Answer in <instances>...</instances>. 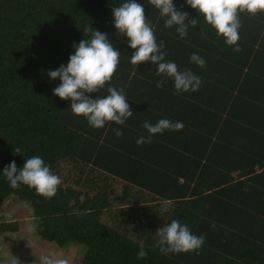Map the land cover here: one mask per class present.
Masks as SVG:
<instances>
[{"label": "trees", "instance_id": "16d2710c", "mask_svg": "<svg viewBox=\"0 0 264 264\" xmlns=\"http://www.w3.org/2000/svg\"><path fill=\"white\" fill-rule=\"evenodd\" d=\"M124 2L0 0V206L14 195L26 199L42 237L86 246L83 264H264V11L258 20L242 17L252 27L261 22L254 38L228 45L186 0L173 3L199 22L183 38L149 0H137L165 60L201 80L197 91L177 92L152 62L131 63L135 49L112 11ZM86 28L106 33L120 52L110 83L88 95L123 89L133 110L123 125L92 127L53 95L61 81L48 72L91 38ZM194 53L203 67L190 61ZM162 118L184 127L138 145L149 135L144 122ZM34 155L61 178L50 199L3 176L12 161L20 169ZM173 219L204 236L201 249L161 252L157 230ZM16 224L0 221V232ZM141 244L148 254L138 259Z\"/></svg>", "mask_w": 264, "mask_h": 264}, {"label": "clouds", "instance_id": "9594fccd", "mask_svg": "<svg viewBox=\"0 0 264 264\" xmlns=\"http://www.w3.org/2000/svg\"><path fill=\"white\" fill-rule=\"evenodd\" d=\"M155 6L162 17H165V27L178 26L176 28L180 37L187 35L189 24L195 27L197 19L188 20V13L176 9L173 0H149ZM193 9L203 14L207 23L212 25L218 35L225 38L228 45H236L239 40V28L241 27L238 13L247 11L255 14L264 11V0H186ZM114 25L117 31L127 37V43L135 49L131 55V63L138 65L144 62H152L156 66V75L163 74L174 80L177 92L197 91L201 80L190 70L183 72L178 70L175 62L166 61V53L162 51L165 44L157 42L154 29L150 26L145 16V9L137 0H126L118 7H113ZM90 39H81L74 44L75 53L70 55L67 65H60L56 70H50V79H59L61 83L53 90V95L63 100H70V108L76 115H83L89 125L102 128L107 122H115L123 125L133 115V110L127 103V97L123 89L109 86V95L105 97L91 98L88 94L96 93L106 83H110L117 66L120 63V52L109 41L106 33L94 29ZM237 50L238 47H237ZM190 61L203 67L205 60L197 54H192ZM163 80L156 86L162 87ZM143 127L149 133L148 137L141 136L137 144L150 143L153 135L163 133L165 130L180 131L184 125L181 121L173 122L162 118L154 125L145 121ZM115 135H123L122 131L115 130ZM19 152V149H16ZM3 176L6 177L12 188H18L21 184L34 188L36 192L45 198L55 196L61 178L50 170L42 157L34 155L25 160L22 168L18 169L15 161L4 168ZM34 225L29 230L34 229ZM215 227V224L212 225ZM161 252L180 253L198 251L204 244V236H197L191 232L187 224L173 219L169 224L157 230ZM143 244L137 258L147 256ZM41 264H68L65 259H57L51 256H42Z\"/></svg>", "mask_w": 264, "mask_h": 264}, {"label": "rangeland", "instance_id": "374dc122", "mask_svg": "<svg viewBox=\"0 0 264 264\" xmlns=\"http://www.w3.org/2000/svg\"><path fill=\"white\" fill-rule=\"evenodd\" d=\"M245 13L248 12L238 13L239 32L242 33L239 39L244 41L254 38L261 25L260 21L253 27L243 22ZM259 13L254 14V19L258 20ZM260 57L264 59V56ZM0 221L17 223L16 230L0 232V264H41L42 256L65 259L68 264H83L86 246L73 241L62 244L42 237L37 232L32 207L26 199L16 195L6 199L0 206ZM33 225L34 229L29 230Z\"/></svg>", "mask_w": 264, "mask_h": 264}]
</instances>
